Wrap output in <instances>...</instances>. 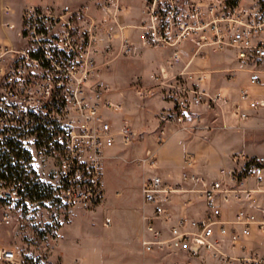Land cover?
<instances>
[{
    "label": "built area",
    "instance_id": "built-area-1",
    "mask_svg": "<svg viewBox=\"0 0 264 264\" xmlns=\"http://www.w3.org/2000/svg\"><path fill=\"white\" fill-rule=\"evenodd\" d=\"M133 1H108L114 25L107 43L117 32L124 55L136 54L137 45L172 52L150 85L137 86L139 95L157 92L168 104L160 114L161 142L166 130L194 131L201 116L196 110L219 107L243 123L264 112V1L137 0V23L122 24L120 14ZM87 9L28 6L17 39L0 43V153L13 141L29 157L20 162L23 179L0 176V224L21 222L34 203L27 188L34 183L36 153L56 160L57 193L65 209L94 210L105 196L109 153L136 137L128 122L117 125L113 115L124 107L97 79L104 42ZM11 13L6 7L5 14ZM212 54L233 66L220 71L203 66ZM220 72L235 81L244 74L248 85L233 99L211 86ZM229 155L233 166L211 176L197 170V157L188 152L174 180L159 172L156 150L145 152L140 163L151 173L141 187L144 252L170 254V264L206 258L264 264L255 246L264 239V155ZM59 216L55 210L53 217ZM0 264H23V258L0 242Z\"/></svg>",
    "mask_w": 264,
    "mask_h": 264
},
{
    "label": "rangeland",
    "instance_id": "rangeland-1",
    "mask_svg": "<svg viewBox=\"0 0 264 264\" xmlns=\"http://www.w3.org/2000/svg\"><path fill=\"white\" fill-rule=\"evenodd\" d=\"M108 1L110 0H0V37L6 38L9 33L17 36L22 8L24 10L31 5L60 7L67 4L73 8L86 5L87 13L100 26V38L104 42L101 44L104 49L98 56L97 79L111 87L112 97L124 107L122 113L113 115L117 125L122 126L124 122H128L136 133L130 146H120L118 157L107 159L105 196L101 205L94 210L65 209L60 204L57 193L56 160L48 155L36 153L35 178H39L42 184L50 188L51 197L42 203L30 204L27 215L21 222L12 226L0 224V242L4 247L19 251L23 264H170V254L146 253L141 245L144 230L143 221L141 225L138 221V218L142 219L143 214L141 187L144 178L151 173L140 163L146 150L152 149L158 153L177 140L190 142L196 147L212 145L216 149L213 156L218 161L228 158L222 152L226 147L264 153V112L248 120L243 133L235 131L220 138L221 132L227 130L224 118L235 120L236 117L219 107L209 111L196 110L201 116L194 131L166 130L165 140L161 142L160 114L163 109L160 103H167L157 92L151 96L139 95L137 86L150 85L153 76L166 64L172 52L137 45L136 54L124 55L121 51V37L117 36V32L113 42L108 44V30L114 25V19L106 6ZM240 1L243 4H252L258 0ZM131 5L136 4L132 2ZM6 7H12L8 18L6 15L2 16ZM129 12L128 9L126 13L120 14L119 21L122 24L137 23L139 18L138 15L134 16L136 11ZM6 22L15 23L16 29L11 30L12 28L6 26ZM220 57L219 54H212L203 66L218 71L233 66L230 60ZM182 68L183 66H179L178 69ZM237 76L235 81L227 73H216L211 86L221 89L234 99L238 95V88L248 85L244 74L239 73ZM158 157L160 164L159 153ZM197 166L203 174H218V164L202 161L201 157ZM177 174L173 171L171 175ZM55 210L62 216L53 217ZM110 217L112 224L107 225V219ZM255 246L258 252L264 254L263 237L258 238ZM226 252L234 258L238 256L237 250L228 249ZM195 264L241 263L236 260L206 258L196 260Z\"/></svg>",
    "mask_w": 264,
    "mask_h": 264
},
{
    "label": "crops",
    "instance_id": "crops-1",
    "mask_svg": "<svg viewBox=\"0 0 264 264\" xmlns=\"http://www.w3.org/2000/svg\"><path fill=\"white\" fill-rule=\"evenodd\" d=\"M133 2L136 5L131 7L129 13H131L132 10H135L136 11V13L134 14V16H135L138 14V7L140 6V4L137 0H134ZM10 8L12 9V7H10ZM22 10H23V8H22ZM22 10H21V13H22ZM5 15H6L5 13L4 14L2 13L3 17H5ZM131 16H133V15L131 14ZM20 17H21V14H20ZM7 18H8V16H7ZM16 39H17V36L15 37L11 33H9L8 38L0 37V42L1 43H3V42L13 43ZM113 99H114V101L119 102L116 98H113ZM160 105H161L162 109H164L167 107L168 104L165 105V103L162 102V103H160ZM224 120H225V125L227 127V130L221 132L220 138H223V137H226L230 134H233V133H235V131H237V133H241V132L243 133L245 131V128L248 125L247 122L243 123V122L238 121L237 119L233 120L232 118H229V117L224 118ZM191 149H193V151ZM119 150H120V146L113 149L109 153V156L110 157H118L119 156ZM188 152L194 153L196 155L198 161H200V157H201L202 161H207L208 163L210 162L211 164H215V165L218 164V168H219L218 172L224 167L233 166V162H232L231 157L229 155L230 153L244 152L248 155H264V153H253V152L246 150L244 148L238 149V148H233V147H226L222 152H223V154L227 155L228 158H226L225 160L220 159L218 161V160H215V158L213 156V153L216 152V149L212 145L208 144V145H205L203 147H199V146L196 147L195 145H192L190 142H184L183 143L182 141L179 142V141L175 140V143H173L171 146L162 148L161 150L158 151V153L160 154L159 172H161V174L163 176H165L166 178H172L174 180H178V179H176V177L179 178L182 171L185 168V157H186V154ZM196 152H197V154H196ZM196 168L198 170V166H196ZM173 171L178 173L177 176L171 175L173 173ZM207 175L212 176L211 173H209V174L207 173ZM110 219H111V217H110ZM138 221H139V225H141L142 219L138 218ZM111 224H112V219H111Z\"/></svg>",
    "mask_w": 264,
    "mask_h": 264
},
{
    "label": "trees",
    "instance_id": "trees-1",
    "mask_svg": "<svg viewBox=\"0 0 264 264\" xmlns=\"http://www.w3.org/2000/svg\"><path fill=\"white\" fill-rule=\"evenodd\" d=\"M23 159H26V161L29 162V157L27 158L17 143L7 141L6 149L0 153V166H2L0 176L23 179L25 177V171L22 169L20 163ZM33 181V185L27 188L30 199L33 202L40 203L49 199L51 197V194L49 193L50 188L45 184H42L37 177ZM25 209H27V207Z\"/></svg>",
    "mask_w": 264,
    "mask_h": 264
}]
</instances>
